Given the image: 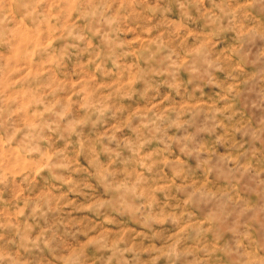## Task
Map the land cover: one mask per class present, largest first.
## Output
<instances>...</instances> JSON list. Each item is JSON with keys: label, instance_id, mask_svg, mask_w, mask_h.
<instances>
[{"label": "clouds", "instance_id": "clouds-1", "mask_svg": "<svg viewBox=\"0 0 264 264\" xmlns=\"http://www.w3.org/2000/svg\"><path fill=\"white\" fill-rule=\"evenodd\" d=\"M0 264H264V0H0Z\"/></svg>", "mask_w": 264, "mask_h": 264}]
</instances>
